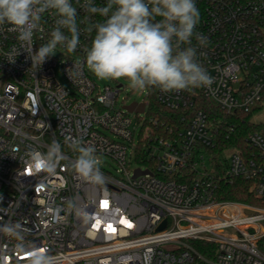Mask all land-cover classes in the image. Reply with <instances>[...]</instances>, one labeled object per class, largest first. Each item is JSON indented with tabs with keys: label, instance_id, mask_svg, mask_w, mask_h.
<instances>
[{
	"label": "built area",
	"instance_id": "built-area-1",
	"mask_svg": "<svg viewBox=\"0 0 264 264\" xmlns=\"http://www.w3.org/2000/svg\"><path fill=\"white\" fill-rule=\"evenodd\" d=\"M71 2L83 29L84 0ZM93 3L105 6L107 0ZM196 4V32L208 40L197 47V58L214 80L211 91L139 90L141 101L129 105L119 104L124 85L117 80L102 86L87 70L74 80L68 75L94 33H81L75 53L58 47L35 68L17 33L0 26V224L20 223L26 240L55 264H264V132L247 136L249 151L214 155L219 131L197 108L199 97L235 117L264 108V0ZM54 19L44 14L33 51L50 38ZM13 49L20 50L16 57ZM152 100L179 115L175 125L150 114ZM134 104H144V111L129 112ZM72 139L95 149L103 185L72 169L78 155L69 147ZM53 141L64 160L55 174L35 171L26 153H45ZM137 159L145 165L133 170ZM217 165L225 167L223 178L251 181L262 206L219 201ZM191 241L215 244L216 257L204 258ZM14 245L0 235L7 264H26Z\"/></svg>",
	"mask_w": 264,
	"mask_h": 264
},
{
	"label": "clouds",
	"instance_id": "clouds-1",
	"mask_svg": "<svg viewBox=\"0 0 264 264\" xmlns=\"http://www.w3.org/2000/svg\"><path fill=\"white\" fill-rule=\"evenodd\" d=\"M80 6L88 14L80 21L83 29L71 0H0V26L8 25L17 33L20 50L28 53L35 68L55 55L58 47L75 53L81 44V33H94L90 46L83 48V60L73 65L71 73L68 71L71 80L87 70L101 80L126 79L133 90L211 91L214 80L197 58V47H206L208 40L196 32L200 22L196 0H107L105 6L84 0ZM45 13L54 16V26L47 42L33 51V36L42 30ZM93 15L104 19L92 21ZM193 37L197 46H192ZM20 50L13 49L12 55L16 57ZM69 147L78 153L71 162L72 169L85 180L103 185L105 177L95 149L85 146L80 139H72ZM26 156L35 171L47 174H55L64 160L61 145L56 141L47 152L33 149ZM0 235L15 242L12 251L25 255L26 264H55L45 249L26 240L20 223L0 224ZM7 255L0 252V264H7Z\"/></svg>",
	"mask_w": 264,
	"mask_h": 264
},
{
	"label": "trees",
	"instance_id": "trees-1",
	"mask_svg": "<svg viewBox=\"0 0 264 264\" xmlns=\"http://www.w3.org/2000/svg\"><path fill=\"white\" fill-rule=\"evenodd\" d=\"M197 108L207 112L213 124L219 131L220 141L212 153L220 155L225 151L241 149L249 151L251 147L247 144V136L255 131L264 132V123H256L253 121V115L230 116L213 105L204 97H199ZM150 114L154 117H161L167 125H175L179 117L178 114L167 110L159 105L156 100H152L150 104ZM136 162L142 166L145 165L140 159ZM225 162V160H224ZM216 172L219 178L218 183V200L222 202L242 203L250 206H262L261 202L255 197L253 192V183L244 178H223L224 170L216 166ZM191 245L204 258L210 260L217 255V247L215 244L203 241H191ZM196 264H207L199 260Z\"/></svg>",
	"mask_w": 264,
	"mask_h": 264
},
{
	"label": "rangeland",
	"instance_id": "rangeland-1",
	"mask_svg": "<svg viewBox=\"0 0 264 264\" xmlns=\"http://www.w3.org/2000/svg\"><path fill=\"white\" fill-rule=\"evenodd\" d=\"M114 80L119 81L124 85V90L122 91L120 95V102L119 104L125 103L127 105L137 101H141V92L139 90H133L129 87L128 81L126 79H109V80H100V84L103 85H109L114 84ZM124 100V101H123ZM253 121L256 123H264V108L261 109L259 112H256L253 114ZM231 156V153H226L225 156H223L225 159L229 160ZM131 169L135 170L137 168H140L139 164L133 160L131 164Z\"/></svg>",
	"mask_w": 264,
	"mask_h": 264
},
{
	"label": "water",
	"instance_id": "water-1",
	"mask_svg": "<svg viewBox=\"0 0 264 264\" xmlns=\"http://www.w3.org/2000/svg\"><path fill=\"white\" fill-rule=\"evenodd\" d=\"M144 108H145V105L144 104H142V105H140V106H137L136 104H134V105H132V106H129L127 109H128V111L129 112H132V111H136V112H140V113H142L143 111H144ZM140 173H142V174H147L148 172L146 171V172H140V171H138L137 172V174H140ZM166 228V222H164L160 227H159V231H162V230H164Z\"/></svg>",
	"mask_w": 264,
	"mask_h": 264
}]
</instances>
